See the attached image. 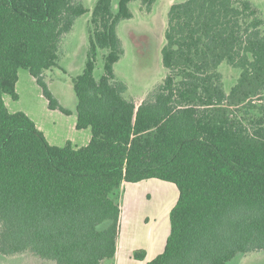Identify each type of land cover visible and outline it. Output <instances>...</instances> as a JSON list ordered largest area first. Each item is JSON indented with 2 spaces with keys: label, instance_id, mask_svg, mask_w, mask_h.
Segmentation results:
<instances>
[{
  "label": "trees",
  "instance_id": "1",
  "mask_svg": "<svg viewBox=\"0 0 264 264\" xmlns=\"http://www.w3.org/2000/svg\"><path fill=\"white\" fill-rule=\"evenodd\" d=\"M97 0L83 71L72 79L76 128L86 145L50 144L21 110L18 71L34 77L50 109L65 114L46 70L80 0H0V254L29 253L54 264H103L115 257L123 182L173 183L163 250L145 264H226L264 251V20L249 0H183L167 13L162 84L139 103L113 65L123 53L120 20L129 2ZM151 3L153 0H140ZM107 49L104 73L93 71ZM239 70L225 91L221 63ZM134 257L144 258L143 251Z\"/></svg>",
  "mask_w": 264,
  "mask_h": 264
},
{
  "label": "rangeland",
  "instance_id": "2",
  "mask_svg": "<svg viewBox=\"0 0 264 264\" xmlns=\"http://www.w3.org/2000/svg\"><path fill=\"white\" fill-rule=\"evenodd\" d=\"M88 9L75 19L71 31L64 35L58 50V65L46 70L49 89L68 110L65 114L58 109H50L34 77L25 68L18 71L15 85L18 94L13 99L9 94L3 96L10 112L21 110L38 125L47 141L56 146H64L68 141L74 146L85 145L91 136L90 127L77 129V98L73 90L72 79L79 75L84 67L89 49V29L91 12L97 0H80ZM183 0H153L151 3L131 0V17L122 19L117 25V34L123 53L113 65L117 80L126 85L124 97L135 102L143 100L157 86L163 83L168 70L162 64L161 49L165 44L167 13L173 3ZM264 20V0H249ZM117 0H112V9L116 10ZM264 29V24L262 26ZM107 49L98 48L95 57L94 77L99 79L104 73L103 63ZM222 75L225 91L236 80L239 70L223 62L218 66ZM129 185V186H128ZM126 192H125V188ZM120 224L122 230L133 229L137 236H149L153 248L152 255L165 240L169 230L168 212L174 204L178 190L173 183L160 179H147L138 183H122L118 191ZM125 192V196H124ZM124 196V198H123ZM146 217V218H145ZM148 217V218H147ZM149 223L144 225L141 221ZM146 223V222H145ZM111 263L105 260L104 264ZM0 264H54L29 253L16 255L0 254ZM119 264H126L121 259ZM226 264H264V251L239 254Z\"/></svg>",
  "mask_w": 264,
  "mask_h": 264
},
{
  "label": "crops",
  "instance_id": "3",
  "mask_svg": "<svg viewBox=\"0 0 264 264\" xmlns=\"http://www.w3.org/2000/svg\"><path fill=\"white\" fill-rule=\"evenodd\" d=\"M36 126L38 127L37 124H36ZM90 138H91V136H89V138L87 139L85 145L89 142ZM72 146H74V145L72 144ZM74 147H80V146H74ZM123 183H127V182H123ZM136 183H138V182H136ZM128 186H126L125 192H126V189H127ZM125 192H124V196H125ZM124 196H123V198H124ZM174 204H175V202H174ZM172 206H171V208H172ZM168 214H169V212H168ZM121 217H122V211H121ZM145 218H142L141 222L144 225H147L149 223V219H148V221H145L144 220ZM120 222H121V220H120ZM128 227H129V225H128ZM128 227H127V229H125L123 231L122 230V225L120 224L119 236H118V239H117L115 257H114V259L111 260L110 264H119L121 259H125L126 260V264H145L146 261L152 259L153 257H155L157 254H159L163 250L166 238H167V236L169 234V230H168V233H167V235L165 237V240L162 243L161 247H159L156 251H154V253L152 255H149L151 251L155 250V247L153 248V243H151L152 240H150L149 236H145V237L137 236L135 231L133 229H131V228L128 229ZM136 251H143L144 252V258L143 259L135 258L134 257V253ZM103 264H104V262H103ZM108 264H109V262H108Z\"/></svg>",
  "mask_w": 264,
  "mask_h": 264
}]
</instances>
